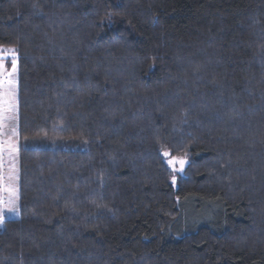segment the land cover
I'll use <instances>...</instances> for the list:
<instances>
[{"label":"trees","instance_id":"obj_1","mask_svg":"<svg viewBox=\"0 0 264 264\" xmlns=\"http://www.w3.org/2000/svg\"><path fill=\"white\" fill-rule=\"evenodd\" d=\"M0 45L20 136L0 264H264V0H0Z\"/></svg>","mask_w":264,"mask_h":264},{"label":"rangeland","instance_id":"obj_2","mask_svg":"<svg viewBox=\"0 0 264 264\" xmlns=\"http://www.w3.org/2000/svg\"><path fill=\"white\" fill-rule=\"evenodd\" d=\"M9 50H14V59ZM0 56L5 57L0 59L3 65L0 69V214L7 219L20 215L18 52L12 46L0 45ZM179 159L185 161L183 165ZM169 160L174 161L169 164L179 173H183L189 163L186 156H171Z\"/></svg>","mask_w":264,"mask_h":264},{"label":"snow or ice","instance_id":"obj_3","mask_svg":"<svg viewBox=\"0 0 264 264\" xmlns=\"http://www.w3.org/2000/svg\"><path fill=\"white\" fill-rule=\"evenodd\" d=\"M10 52H11V55H12V58L14 59L15 58V52H14V50H9ZM5 57H3V56H0V59H4ZM13 72H15V70H16V66H15V63H13ZM3 68V65L2 64H0V69H2ZM164 155L165 156H168L169 155V153H167V152H165L164 153ZM174 161L173 160H169V163H173ZM184 160L183 159H179V163L181 164V165H183L184 164ZM9 211H15V209H10ZM4 223V216L2 215V214H0V225H2Z\"/></svg>","mask_w":264,"mask_h":264},{"label":"crops","instance_id":"obj_4","mask_svg":"<svg viewBox=\"0 0 264 264\" xmlns=\"http://www.w3.org/2000/svg\"><path fill=\"white\" fill-rule=\"evenodd\" d=\"M5 220V219H4ZM3 226V225H2ZM2 226L0 225V228H2Z\"/></svg>","mask_w":264,"mask_h":264}]
</instances>
